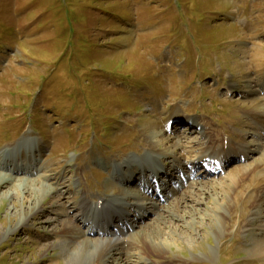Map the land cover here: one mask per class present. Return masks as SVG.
<instances>
[{"label":"rangeland","instance_id":"rangeland-1","mask_svg":"<svg viewBox=\"0 0 264 264\" xmlns=\"http://www.w3.org/2000/svg\"><path fill=\"white\" fill-rule=\"evenodd\" d=\"M244 1L0 0V149L27 135L41 136L45 150L39 161L46 166L38 174L0 183V264H67L65 251L56 244L68 239L61 235L67 231H60L74 224L66 214L79 203L78 188L92 196L116 193L118 186L108 184L107 160L132 154L139 161L151 127L170 134L164 133V119L176 105L179 116L173 114L170 129L183 138L170 137L165 147L159 145L162 150L182 153L180 146L176 151L169 146L178 139L199 150L202 134L189 126L200 117L220 131L218 137L226 135L236 146L256 151L245 163H227L225 174L205 179L181 207H166L158 218L149 215L127 237L134 241L130 249L124 247L129 232L119 236L129 261L118 255L108 264H149L151 252L160 264H264V210L260 218L252 214L264 186V165L237 183L228 176L264 159V125H253L256 114L264 119V0ZM194 5L209 23L199 26L197 17L191 19ZM244 19L256 21L257 37L242 33ZM251 42H258L257 48ZM250 50H257L250 56L261 59L260 72H253L257 63L245 65ZM155 62L165 65L163 76ZM257 79L258 92L247 94ZM218 100L223 108L218 109ZM248 101L256 107L242 108ZM103 129L111 134L104 136ZM27 143L25 155L33 156V142ZM14 152L21 163L25 155L18 148ZM0 173L9 178L11 172ZM60 176L62 183L53 185ZM22 178L33 180L28 182L33 187L46 183L60 190L12 232L41 194L35 189L1 200ZM190 191L188 186L184 194ZM137 237L142 246L148 244L147 255L136 248ZM154 241L163 243L161 250Z\"/></svg>","mask_w":264,"mask_h":264},{"label":"bare ground","instance_id":"bare-ground-1","mask_svg":"<svg viewBox=\"0 0 264 264\" xmlns=\"http://www.w3.org/2000/svg\"><path fill=\"white\" fill-rule=\"evenodd\" d=\"M242 22H243L244 29H246V31L242 33H244V35L247 38L257 37L255 36L256 34L254 33L256 21L244 19L241 21V23ZM132 26L136 27L137 25H132ZM239 40H242V38ZM256 43L258 42H251V44L256 46L257 48ZM259 43H262V42H259ZM261 46L263 47L264 45H261ZM263 50H264V47H263ZM256 51L257 50H254V51L250 50L248 52L249 53L248 62L245 63V65L247 64V68H249L250 64H254V63L258 64V67L254 68L253 70L254 73L260 72L258 68L260 66L259 60L261 59L258 60L257 57L254 58L250 56V55H254ZM260 86H261V80L257 79L255 81V86L254 87L250 86L252 87V89L246 91V93L256 94ZM214 90L216 91V88H214L213 91ZM244 105L245 106L242 108L249 110L250 108H253L256 104H255V101L253 104L248 101V103ZM178 109H180V107L176 105V107L172 109V112L170 113V115L166 119H164V123H165L164 133H167L169 131V125H170L169 121L171 120V118H173V114H175L176 116H179ZM259 116L260 115L256 114L254 117L258 118ZM199 119L202 121V118L200 117L194 118V123L192 124V127L190 128V129L192 128L199 129L200 133L202 134L201 140L197 142L199 150L196 149V151L198 152H196L193 149L194 147L193 145L190 146V144H187L186 146L185 144H183L184 142H181L180 141L181 139H178L174 143L169 144V146H173V148H175V151L180 146V148L184 149L182 153L175 155L174 153H169L165 150H162L160 146L161 145L164 146L167 143H169L170 137L176 139V138H183V136L176 135V134L174 135V133L172 132L169 135L165 134V136H168V137H165L159 133L160 132L159 127H153V128L151 127L150 133H149V141H148L149 143H148V148L146 149L147 150L146 154L139 155V158L142 161L141 170L146 171L143 180H146L147 182L144 185V187H148V185L155 186L159 184V181H161V179L159 177H158V180L153 179V177L150 176V172L152 171L151 169H154L157 166L156 164L159 158L162 156L165 157L166 155L168 156L164 158V161L166 163L165 168H162L159 166L156 168V172H158L159 175L166 176L170 169L173 171H175L174 169H176L177 170L176 178L183 179L184 177H186L187 179L186 182L188 183V185L184 189V191L189 186L191 187L190 192H187L186 194H184L185 192L183 191L181 193L180 192L181 187L179 188L177 186V182H175V185H174L175 189H173V191L171 190L168 191L170 196L168 197L167 201L170 200L169 203H171V205L174 204L177 208L181 207L184 199H187V198L190 199L193 193H195L196 191H198V189H200L199 184L201 183L200 180L197 179V174L193 173L192 169L188 167V164L181 162L183 160L182 158L188 157V159L191 160L190 164H192L195 167V165L197 164L196 161L199 159L202 160L201 161L202 163H203V160L204 161L211 160L214 158H220L219 160L221 161V163H223V161L225 162L226 160L229 161L230 159H233V161L235 162L237 159L235 157H237V155L240 154V152H241V155H238V158L244 155L246 156L244 160L246 162L249 159V157L254 155L253 152L256 151V149H251V148L240 151V148L237 147L234 144V142H229L225 135L222 137H218L220 133L219 130H214L211 126H208V123L201 122L199 121ZM255 123L256 124H254L255 125L254 127H260L259 124H264V120L263 118H259L257 119ZM224 132H227V131H224ZM238 140L242 141L243 137H239ZM23 146L27 148L26 145H23ZM23 146L20 145L19 148H22ZM188 146H190V148ZM21 151L23 155L25 152L24 148L21 149ZM43 152H44V145H42V141H38L37 144H34V156H35L34 159H38L43 154ZM12 153H13L12 148H11L10 153L8 151L6 152L3 151V149L0 150V162H2V164H0V170L7 169L8 171L12 172L11 174H8V176H10L9 178H7L5 174L0 173V183L3 181L9 182L11 178H17L18 177L17 175H22V174L28 175V174L38 173L43 168L42 165L40 166L41 162H36V164H34L33 161H30V163H26L23 165V163H19L18 155L12 154ZM186 154L187 156H185ZM170 157L174 158L176 164H172V162L169 163L167 161L168 158ZM133 159H134L133 156L131 157L125 154H121L119 155V157H116L115 159L111 160L112 162L117 164L112 176L118 181L119 184H114L112 182L108 184L112 185L113 187L115 185L118 186L119 189L116 193L109 194L107 192H102V193H99L97 196H92L90 192L88 193L87 189H83L82 192H80V190L78 189L79 193L82 194L79 200V203L78 205H75L74 208H72V210H70V212H67L66 214L71 219V221L74 222V224L72 226V229H69L70 227L68 226L69 228H63L62 231H60L61 233L62 232L65 233V231H67L66 235L64 234H61V235H63L64 237L66 236L68 239L66 238L62 239L63 241H59L56 244L58 247L62 246L61 248L66 252V253L64 252L63 255L67 259V264H108L111 261L110 259L117 261L118 257H119V260H123V261L126 260V263H127V261H129V259H127L129 255L125 253L124 247L126 245L127 249H130L134 243V241L131 242L127 239V237L131 235L130 230L134 229L135 227L140 226L141 220L145 218L144 216L147 217V215L150 212H154L155 209L163 210L166 207H169L167 204L164 205V203L159 201V199L158 200L153 199L151 194L148 195V194L143 193L142 190H140L137 187L138 185H136L135 183L137 181V178H136L137 176L135 174L134 169H131ZM25 160L28 161L30 160V158L28 159L25 158ZM256 161H259V162H256L251 167H248V168L246 167L244 169H241V167H243L241 166L240 168L236 169L234 175H228L229 178L234 180L235 183H237V181L241 179L244 175H248V174L251 175L252 173L258 174V171H259L258 169L264 165L263 164L264 159L263 160L257 159ZM239 164L243 165L244 163H239ZM180 165L181 167H179ZM212 169L211 168L209 169L211 170L210 172H212L214 169H217V167H215L213 170ZM246 169L248 170V172L240 174V176L237 178L238 173L243 172ZM223 171H226V170L220 168L219 173H224ZM44 176L48 177V174H44ZM25 177H28V176H25ZM252 177H254L253 174H252ZM262 177H264V175H262ZM51 178H48V179L50 180ZM132 179H133V182H132ZM62 180L63 179L61 176L57 177L53 185H55V183L61 184ZM19 181L20 182L17 183V186L15 189H9V190L7 189V191L5 192L3 191L4 193H2L1 200L6 197H11V196L14 197V195L16 196V194L23 197L27 193L31 194L32 192H35V189H37L36 192H38L39 194L41 193V194L40 196L38 195L39 198L37 199L38 201H36L35 204H33L31 207L28 206L29 213L27 212L25 217H21L17 227H15V229L12 232L17 231L21 226L25 225L26 221H28L32 215L36 214L37 212L41 210L45 200L48 197L53 196L54 193H57L60 190L59 188L53 189L52 184H46V183H43L42 185L38 187H33L32 185H29L28 183L29 181L33 182V180H28L27 178L26 179L22 178ZM78 182L80 183V181H77V183ZM186 182L182 181L183 183L182 185H185ZM129 184H132L134 188L131 189L127 187ZM183 194L184 196H182ZM258 198H257V202L259 203L256 202V205H258V207L257 209L252 211V214L260 218L259 213L262 210H264V186H263L262 191L259 192ZM141 211H143V213ZM135 212H137L138 214H135ZM160 213H161L160 211H157L158 215H161ZM142 214L144 216H142ZM254 218L252 217V219L249 220L250 225L252 224L253 220H255ZM76 222H78V224H76ZM111 223H115L118 226L120 224L121 228L118 231L108 230L106 225L111 224ZM82 225H83V228H82ZM9 232L10 231L6 233H9ZM125 233H128V234L126 235V237L125 236L122 237V239H124L125 237V244L123 247L119 236H122ZM135 233H137V231ZM260 236L264 238V233L261 234ZM64 240H68V241H64ZM136 243H137L136 248L141 249L140 254L147 255L148 244L145 243L142 246L141 238L139 237H137ZM154 244L156 248H158L159 250L162 249L161 245H163V243L160 244L159 242L154 241ZM116 246H118L117 249H115ZM121 248L123 249V253H122ZM114 249L117 251H115ZM119 249L121 250L118 251ZM113 251H115V253H113ZM151 253H148V255L151 256ZM148 255L146 257V259L149 260L147 263L159 264L157 261H154V259H152ZM118 262L115 264H120Z\"/></svg>","mask_w":264,"mask_h":264}]
</instances>
